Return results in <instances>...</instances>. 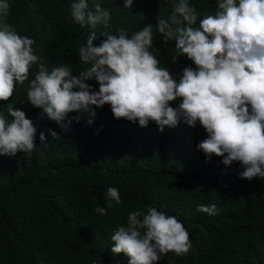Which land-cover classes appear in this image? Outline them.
I'll list each match as a JSON object with an SVG mask.
<instances>
[{"label": "trees", "instance_id": "1", "mask_svg": "<svg viewBox=\"0 0 264 264\" xmlns=\"http://www.w3.org/2000/svg\"><path fill=\"white\" fill-rule=\"evenodd\" d=\"M77 0H8L5 23L21 36L35 40L39 57L29 79L17 84L9 101H0V114L9 121V103L20 108L37 127L36 148L31 154L0 155V264H129L124 253L113 254L111 235L126 225L136 210L155 207L181 221L192 247L185 256L169 252L154 264H264V179L239 177L240 162L223 164L222 157L206 160L196 145L207 137L205 129L179 124L161 131L154 121L140 126L115 119L111 106L96 109L93 122L87 114L70 113L61 128L27 99L30 81L39 65L50 72L67 64L73 75L90 67L79 60L78 49L86 45L93 29L82 28L71 16ZM97 0H88L94 11ZM109 10L108 27L95 29L99 45L102 34L131 35L145 24L153 25L150 51L175 79L185 67H195L186 55L175 63L174 42L162 43L156 30L157 16L167 18L173 0H99ZM200 13L193 27L206 15H214L217 0H189ZM98 90L95 79L86 81ZM179 101L170 102L173 107ZM79 115L77 122L75 117ZM55 130L56 138L47 129ZM48 138L40 141V132ZM118 189L121 203L107 196ZM111 204V207H109ZM215 204L218 213L208 215L198 205ZM106 209V215L95 209Z\"/></svg>", "mask_w": 264, "mask_h": 264}, {"label": "clouds", "instance_id": "2", "mask_svg": "<svg viewBox=\"0 0 264 264\" xmlns=\"http://www.w3.org/2000/svg\"><path fill=\"white\" fill-rule=\"evenodd\" d=\"M133 0H124L130 8ZM214 15H206L196 24L200 13L189 0H173V11L165 19L157 16L156 30L162 43L174 42L175 63L186 55L195 67H185L175 79L150 51L153 46L151 23L131 37L120 29L119 35L102 34L99 45L98 25L107 28L111 15L101 2L89 10L88 0H77L71 16L82 28L93 31L86 45L78 49L79 60L90 64L73 75L67 64L50 72L43 65L30 81L27 101L42 111L38 118L54 121L61 128L70 113L87 114L93 122L96 109L111 106L115 119H126L140 126L154 121L159 129L176 128L183 123L196 127L207 137L196 145L206 160L222 157L223 164L241 163L239 177L264 179V0H217ZM10 12L8 0H0V101H9L17 84L29 79L30 69L39 60L34 54L35 40L21 36L5 23ZM95 79L98 90L86 81ZM179 101L177 107L170 102ZM11 121L0 114V155L31 154L36 148L37 127L20 108L7 106ZM77 122L80 116L75 117ZM50 137L58 133L49 128ZM45 132L40 141L46 145ZM107 196L121 203L118 189L109 187ZM111 207V204H109ZM198 211L216 215L215 204L198 205ZM95 211L106 215V209ZM113 254L124 253L129 264H154L169 252L185 256L192 247L189 232L174 215L155 207L131 212L126 225L111 235Z\"/></svg>", "mask_w": 264, "mask_h": 264}]
</instances>
